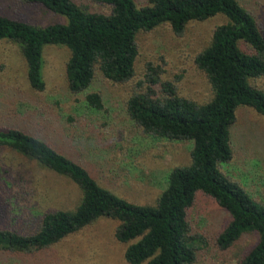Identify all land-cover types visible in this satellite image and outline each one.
<instances>
[{
  "label": "trees",
  "instance_id": "obj_1",
  "mask_svg": "<svg viewBox=\"0 0 264 264\" xmlns=\"http://www.w3.org/2000/svg\"><path fill=\"white\" fill-rule=\"evenodd\" d=\"M64 16V23L39 25L0 14V41L14 44L25 62L26 80L43 90L42 48L63 46L68 96L81 98L84 108L103 110V97L92 89L97 73L113 86H126L123 111L140 134L188 142V163L173 166L152 205H141L99 186L76 160L20 128L0 126V146L33 160L42 168L71 180L79 200L71 209L47 208L25 222L30 230L0 229V252L44 250L100 217L117 222L113 237L125 244L127 264H194L204 245L203 232L189 212L203 196L228 215L213 234L215 251L230 254L233 264H264V201L251 197L221 170L232 157L229 128L234 110L246 106L264 119V90L253 80L264 77V26L237 0H15ZM215 15L225 18L210 31L207 44L189 56L204 76L211 97L197 103L179 95L182 73L171 71L159 57L139 70L136 34L166 24L182 36L189 22ZM181 71V70H179ZM170 73L169 76L165 74ZM264 163V162H263ZM243 236L252 242L234 250Z\"/></svg>",
  "mask_w": 264,
  "mask_h": 264
},
{
  "label": "rangeland",
  "instance_id": "obj_2",
  "mask_svg": "<svg viewBox=\"0 0 264 264\" xmlns=\"http://www.w3.org/2000/svg\"><path fill=\"white\" fill-rule=\"evenodd\" d=\"M237 1L264 26V0ZM134 2L140 5L145 0ZM0 14L39 25L65 22L62 15L37 5H19L15 0H0ZM224 21L222 15H215L201 22H189L180 37L173 35L166 24L149 33L138 32L135 70L145 60L164 59L170 72L182 73L179 95L197 103L208 101L209 86L189 56L203 48L211 29ZM41 56L44 87L37 92L28 85L25 62L17 47L0 41V126L20 128L50 143L65 157L79 162L99 186L117 196L152 205L164 187L166 172L188 163L190 143L140 134L123 111L128 87L113 86L98 73L92 89L102 94L104 108L100 113L87 110L80 97L68 96L66 92L64 64L68 50L45 45ZM253 82L264 90V77ZM234 115L229 128L232 157L221 170L251 197L264 201V119L246 106H237ZM78 200L79 190L71 180L0 146V229L30 230L25 222L45 209H71ZM189 216L205 239L204 245L197 243L200 249L194 264H233L229 253L215 251L211 244L213 234L228 220L227 213L199 196ZM116 225V221L100 217L44 250L0 252V264H127L122 258L125 244L113 237ZM251 242L250 237L243 236L234 250Z\"/></svg>",
  "mask_w": 264,
  "mask_h": 264
}]
</instances>
